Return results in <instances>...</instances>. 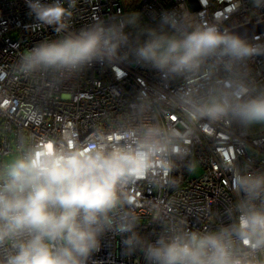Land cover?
<instances>
[{
	"label": "clouds",
	"instance_id": "clouds-1",
	"mask_svg": "<svg viewBox=\"0 0 264 264\" xmlns=\"http://www.w3.org/2000/svg\"><path fill=\"white\" fill-rule=\"evenodd\" d=\"M77 2L26 0L32 27H52L56 37L25 49L10 83L28 81L46 99L95 65L131 63L158 72L161 84L136 91L108 127L83 139L64 125L53 136L21 133L0 152V264H88L109 232L145 264H264V169L251 161L226 165L232 198L215 227H189L153 206L152 240L137 231L132 192L142 182L173 183L209 128L240 140L264 126V80L251 67L264 42L183 5L154 27L133 12L73 30Z\"/></svg>",
	"mask_w": 264,
	"mask_h": 264
},
{
	"label": "built area",
	"instance_id": "built-area-1",
	"mask_svg": "<svg viewBox=\"0 0 264 264\" xmlns=\"http://www.w3.org/2000/svg\"><path fill=\"white\" fill-rule=\"evenodd\" d=\"M48 2V0H46ZM78 0L70 19V27L78 30L95 19L110 18L136 12L141 26H155L159 15L186 6L199 14L205 23L222 21L227 27L264 22V8L252 0ZM65 7H68L65 2ZM127 9V11L125 10ZM26 0H0V87L8 95L0 97V152L7 153L19 134L57 135L64 125H75L81 139L96 125L108 127L119 117L129 96L142 87L161 84L158 72L131 63L112 66L95 65L80 77L55 92L51 98L35 95L34 85L13 80L12 69L25 49L44 39L55 38L52 27L35 28ZM251 38L264 42V32ZM259 80H264V57L251 62ZM40 109L38 119L29 118V110ZM239 136V133L236 134ZM188 162L173 173L174 182L167 180L158 188L142 182L132 189L135 210L141 217L137 231L155 239L159 226L152 222L153 206L189 227H215L226 203L232 198L226 165L229 162L251 161L253 167L264 169V126L251 129L240 140H233L221 129L209 128L192 141ZM199 168L200 172L196 173ZM123 237L106 233L100 249L92 254L88 264H145L139 252L123 254Z\"/></svg>",
	"mask_w": 264,
	"mask_h": 264
},
{
	"label": "water",
	"instance_id": "water-1",
	"mask_svg": "<svg viewBox=\"0 0 264 264\" xmlns=\"http://www.w3.org/2000/svg\"><path fill=\"white\" fill-rule=\"evenodd\" d=\"M190 1L195 7H198L196 0ZM232 30L248 37L256 32H264V22L254 23L250 21L247 24L235 27Z\"/></svg>",
	"mask_w": 264,
	"mask_h": 264
},
{
	"label": "trees",
	"instance_id": "trees-1",
	"mask_svg": "<svg viewBox=\"0 0 264 264\" xmlns=\"http://www.w3.org/2000/svg\"><path fill=\"white\" fill-rule=\"evenodd\" d=\"M137 6H136V3H135V5L132 7V10H134V11H136L137 12ZM126 11H127V9H125ZM129 14V13H128Z\"/></svg>",
	"mask_w": 264,
	"mask_h": 264
},
{
	"label": "rangeland",
	"instance_id": "rangeland-1",
	"mask_svg": "<svg viewBox=\"0 0 264 264\" xmlns=\"http://www.w3.org/2000/svg\"><path fill=\"white\" fill-rule=\"evenodd\" d=\"M257 127H258V126H257ZM257 127H255V128H257ZM255 128H253V129H255ZM195 172H196V173H199V172H200V169L197 168Z\"/></svg>",
	"mask_w": 264,
	"mask_h": 264
}]
</instances>
